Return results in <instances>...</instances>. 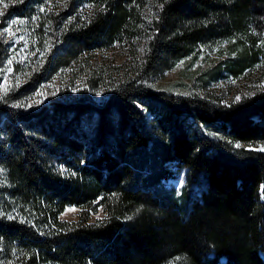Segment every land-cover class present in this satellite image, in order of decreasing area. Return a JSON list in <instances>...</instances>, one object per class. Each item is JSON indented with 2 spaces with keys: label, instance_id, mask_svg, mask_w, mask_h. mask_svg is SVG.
Masks as SVG:
<instances>
[{
  "label": "trees",
  "instance_id": "16d2710c",
  "mask_svg": "<svg viewBox=\"0 0 264 264\" xmlns=\"http://www.w3.org/2000/svg\"><path fill=\"white\" fill-rule=\"evenodd\" d=\"M53 1L0 3V26L13 18L54 37L0 101V264H264V152L253 150L264 85L230 104L204 93L264 70V0H65L59 12ZM113 48L126 52L120 65L92 58ZM209 53L196 92L152 87ZM72 69L91 92L105 87L100 104L82 90L69 103L12 105ZM172 162L186 169L182 193L202 182L190 202L163 188ZM67 206L77 221L60 218ZM99 207L105 216L90 221Z\"/></svg>",
  "mask_w": 264,
  "mask_h": 264
},
{
  "label": "rangeland",
  "instance_id": "374dc122",
  "mask_svg": "<svg viewBox=\"0 0 264 264\" xmlns=\"http://www.w3.org/2000/svg\"><path fill=\"white\" fill-rule=\"evenodd\" d=\"M65 0H54L53 4L58 5L56 12L63 9ZM53 4H51L53 6ZM54 7V6H53ZM17 19H11L0 26V40L5 45V55L0 62V101L2 97L12 90H16L25 84V81L29 78V75L41 67L44 62V54L54 46V37L51 31L48 29L43 36L35 37L31 30H25L23 23H16L12 25L11 32L13 35L9 36L7 32H3V29L8 28L11 21ZM3 26V27H2ZM43 47L44 50L39 49ZM123 49H109L106 51L95 52L93 59L101 65H114L123 63L127 55H125ZM32 55L35 59H32ZM15 57V59H12ZM12 59L11 65L8 61ZM217 59L216 54H206L200 56L197 61L189 62V59L182 60L172 70L168 71L162 79L152 83V87L157 89H164L172 93H183L186 91H197L195 86L192 84L193 72L197 66L207 67L212 61ZM94 61V60H93ZM179 65V66H178ZM11 68L9 72L7 69ZM59 70L54 73L48 80L41 82L34 90L29 92H23L20 98L15 99L12 105L21 104L22 109L25 110H36L44 105H49L51 100H61L65 102L73 101L79 98L82 94V90H85L90 98L96 103L100 104L105 98V87L101 86L95 92H91L88 86L84 85L83 80L80 78V72L74 70ZM19 81V86L17 83ZM255 85H264V70L258 69L252 73H248L247 76L243 77L237 83L231 81L219 82L216 86L205 89L206 94H215L221 101L226 104H230L236 100V97H240L242 91L253 90ZM7 89V92H5ZM39 93V95H37ZM99 93V95H97ZM39 101V103H36ZM31 105V106H29ZM16 107V106H15ZM264 147L263 143H259L256 147ZM170 171L167 179L162 180L163 188L166 190L173 189L175 194H180V200L182 202H190L195 197V194L199 193L200 185L202 182H193L181 191L186 185V169L176 166L175 162L169 164L168 168ZM181 192V193H180ZM67 209H75L74 211H67ZM79 207L67 206L63 212H61L60 218L68 221H77ZM181 216L185 217L186 213L180 210ZM105 212L101 207L97 208L96 211L89 214V220L94 221L101 219L105 216Z\"/></svg>",
  "mask_w": 264,
  "mask_h": 264
},
{
  "label": "snow or ice",
  "instance_id": "6c2138e0",
  "mask_svg": "<svg viewBox=\"0 0 264 264\" xmlns=\"http://www.w3.org/2000/svg\"><path fill=\"white\" fill-rule=\"evenodd\" d=\"M3 2H4V0H0V3H3ZM4 7L7 8V7H8V4H4ZM88 7H91V5H89ZM160 7L163 8V5H160ZM102 10H103V9H102ZM40 11H44V8H43V7L40 8ZM3 15H4V12H3V11H0V16H3ZM33 19H35V17H34ZM16 23H18V21H16V20L11 21L10 24H9V27L3 29V32H7V33L9 34V36L13 35V33L11 32V28H12V25H14V24H16ZM19 23H23V21H19ZM0 34H2V33H0ZM261 43L264 44V41H261ZM12 59H15V57H13ZM12 59H10V60L8 61V64H9V65H11V63H12ZM181 63H182V62H181ZM178 66H179V65H178ZM7 70H8L9 72L12 71V69H11L10 67H9ZM16 86H17V87L19 86V81H18V83H17ZM5 92H7V89H5ZM37 95H39V93H37ZM97 95H99V93H97ZM239 99H240L239 96L236 97V100H237V101H238ZM36 103H39V101H36ZM21 104H23V102H21ZM21 104H18V105H15V106L19 107V106H21ZM29 106H31V105H29ZM235 147H236V148H240L241 145H240V144H236ZM253 150L264 152V147H260V148L253 149ZM261 192L264 193V185L261 186ZM74 210H75V209H67V211H74ZM11 218H12V217H9V219H11Z\"/></svg>",
  "mask_w": 264,
  "mask_h": 264
}]
</instances>
